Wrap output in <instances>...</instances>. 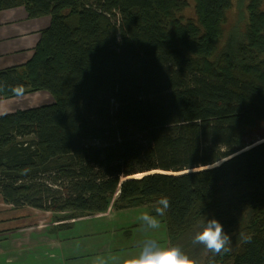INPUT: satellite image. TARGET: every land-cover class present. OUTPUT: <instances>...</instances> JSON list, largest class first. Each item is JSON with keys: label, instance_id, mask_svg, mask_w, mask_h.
Segmentation results:
<instances>
[{"label": "trees", "instance_id": "1", "mask_svg": "<svg viewBox=\"0 0 264 264\" xmlns=\"http://www.w3.org/2000/svg\"><path fill=\"white\" fill-rule=\"evenodd\" d=\"M247 1L220 46L233 0H0L51 19L0 98L55 100L0 116L4 202L71 220L166 196L170 246L208 264L192 237L214 216L231 236L215 264H264V0Z\"/></svg>", "mask_w": 264, "mask_h": 264}, {"label": "crops", "instance_id": "2", "mask_svg": "<svg viewBox=\"0 0 264 264\" xmlns=\"http://www.w3.org/2000/svg\"><path fill=\"white\" fill-rule=\"evenodd\" d=\"M50 22V17L31 19L24 7L0 12V70L31 60L41 32ZM52 100L47 92L0 98V116L41 107ZM0 202L13 209L0 208V264H94L98 257L114 264L113 258L136 254L149 239L170 246L165 227H142L137 219L143 212L140 209L112 213L110 208L105 213L59 221L57 217L64 213L16 207L5 203L1 193ZM21 209L26 214H2ZM49 251L56 257L52 258Z\"/></svg>", "mask_w": 264, "mask_h": 264}, {"label": "clouds", "instance_id": "3", "mask_svg": "<svg viewBox=\"0 0 264 264\" xmlns=\"http://www.w3.org/2000/svg\"><path fill=\"white\" fill-rule=\"evenodd\" d=\"M17 96L24 94L25 89L22 84L11 88ZM170 208L169 198L161 197L155 207V215L147 211L141 212L137 219L145 229L158 230L161 221L158 217H163ZM250 237L245 241L249 242ZM192 243L203 245L211 254L208 264H215V258L227 253L230 250L231 236L224 230L223 224L216 218H205L202 220L192 237ZM114 264H196L187 253L183 252L176 245L169 246L154 240H146L136 254H124L113 258ZM94 264H108L103 258H96Z\"/></svg>", "mask_w": 264, "mask_h": 264}, {"label": "rangeland", "instance_id": "4", "mask_svg": "<svg viewBox=\"0 0 264 264\" xmlns=\"http://www.w3.org/2000/svg\"><path fill=\"white\" fill-rule=\"evenodd\" d=\"M247 3H248L247 0H233V8L228 13V20H227V24L224 27V36H223V39H222L220 46H222L224 44L225 36L231 35L230 34L231 31H232V34H236V35H241L244 33V27L243 26L246 24L247 17H248ZM194 6H195L194 2L191 1L190 6L187 8V10L184 13L185 17L187 19L196 18ZM35 93H37V92H35ZM35 93H30V94H35ZM50 103H52V104L55 103L54 98L52 101H47L44 104H40V105L43 106V105H48ZM0 208L5 209V210H13L11 207L4 205L2 202H0ZM111 209H112L111 212L113 213L114 209L113 208H111ZM2 214L8 215V216H15V215L19 216V215L26 214V213H25V209H21V210H15L12 212L2 213ZM60 214H63V213H60ZM86 215H88V214H86ZM65 216H66V213H64L63 216L57 217V219L59 221H68L67 219H65ZM26 229H31V228H25V230ZM1 245L4 246V243H2ZM22 254L24 255V252ZM49 255L52 258L56 257V254L51 253L50 251H49Z\"/></svg>", "mask_w": 264, "mask_h": 264}, {"label": "water", "instance_id": "5", "mask_svg": "<svg viewBox=\"0 0 264 264\" xmlns=\"http://www.w3.org/2000/svg\"><path fill=\"white\" fill-rule=\"evenodd\" d=\"M226 160H224V161H222V162H220V163H218V164H215L214 166H212V167H218V166H220L222 163H224ZM209 168H211V167H209ZM209 168H207V169H209Z\"/></svg>", "mask_w": 264, "mask_h": 264}, {"label": "bare ground", "instance_id": "6", "mask_svg": "<svg viewBox=\"0 0 264 264\" xmlns=\"http://www.w3.org/2000/svg\"><path fill=\"white\" fill-rule=\"evenodd\" d=\"M143 176H144L143 174H140V175L133 176V178H142Z\"/></svg>", "mask_w": 264, "mask_h": 264}]
</instances>
